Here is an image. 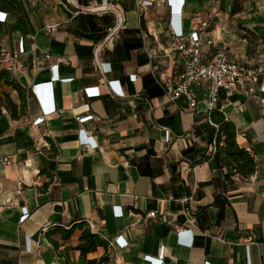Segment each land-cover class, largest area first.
Instances as JSON below:
<instances>
[{
	"label": "crops",
	"instance_id": "crops-1",
	"mask_svg": "<svg viewBox=\"0 0 264 264\" xmlns=\"http://www.w3.org/2000/svg\"><path fill=\"white\" fill-rule=\"evenodd\" d=\"M9 1L19 13L0 9L7 14L0 23V53L16 50L22 40L26 54L21 69L9 71L0 61V72L25 89V108L20 114L17 92L1 83L0 160L10 164L0 168V264H99L103 257L105 264H150L145 256L163 264H264V95L228 98L224 116L235 125L237 144L256 162L250 177H228L213 159L216 127L205 107L191 111L165 96L181 72L165 6L140 9L138 0H109L123 17L110 43L105 36L96 42L85 37L91 33L87 15L105 35L116 22L114 13L84 10L90 5L93 12L96 0L87 6L78 0ZM209 16L210 36L231 61L264 69V0H184L180 26L189 32ZM125 31H138L142 47L126 50ZM139 58L146 63L139 65ZM98 63H106L109 73ZM146 75L162 95H145ZM108 81H119L127 97L110 94ZM40 87L38 95L54 113L36 125L42 113L34 89ZM5 94L18 108L15 118L4 106ZM85 114L93 119L80 124ZM81 128L97 140V150L79 146ZM189 148L194 150L184 155ZM22 207L27 217L20 222ZM115 208L121 217L113 215ZM149 212L156 218H145ZM80 221L108 247L82 256L75 250L81 230L65 241L52 237L56 249L44 235ZM179 229L188 230L180 241ZM117 237L124 247L109 244Z\"/></svg>",
	"mask_w": 264,
	"mask_h": 264
},
{
	"label": "built area",
	"instance_id": "built-area-1",
	"mask_svg": "<svg viewBox=\"0 0 264 264\" xmlns=\"http://www.w3.org/2000/svg\"><path fill=\"white\" fill-rule=\"evenodd\" d=\"M68 1V0H67ZM220 1L221 0H217ZM165 6L169 12L168 29L170 34V48L175 56L181 72L178 76V81L174 85L166 87L165 96L168 101L175 102L182 100L184 107L191 111H196L200 105L204 106L209 114L212 110H219L224 115V110L230 104L228 98L232 95H241L244 98H250L257 93L264 95V69L262 66L249 67L239 65L229 59L228 51L225 47L218 44L211 36L209 28L213 16H209L207 20L201 22L197 28L189 32H184L180 26V15L184 6V0H138L137 6L140 9H146L153 6ZM101 10L95 11L97 15H103L107 12L116 15V22L114 25L106 29L104 42H112L114 37L118 34L122 27L123 17L118 14V9L109 0H101ZM90 11V10H89ZM7 14L0 11V23H4ZM47 31L55 32V27H48ZM101 47L97 44L94 48V55H96ZM26 50L23 46L22 40L19 41L18 48L12 51L3 50L0 53V61L8 63V70L14 71L22 68V58L25 56ZM151 57V55H149ZM98 67L102 73H109L110 67H106V63H98ZM53 72V79H58L56 74V65L51 67ZM136 75H130V82H134ZM61 81H69L62 79ZM206 84V87L202 85ZM107 88L109 93L117 98H126L127 96L121 90L119 81H108ZM258 84V88H255ZM37 87V86H35ZM37 93L39 104L41 107L42 116L38 117L34 124L43 122L44 116L54 113V108L50 106L48 100H43L38 95L40 88L34 89ZM202 92V96L199 93ZM259 103L264 105V98H259ZM85 113H89L86 108ZM93 119L92 114H85L78 119L80 124H84ZM210 124H212L210 122ZM213 125V124H212ZM215 126V125H214ZM170 141L169 132L165 131V142ZM77 142L80 147L89 150H97L99 144L97 140L85 129L81 128L77 132ZM246 151L249 152V149ZM10 164L8 158L0 160V168ZM114 216L121 217L122 211L115 208ZM27 217V209L21 208L20 222ZM145 218L155 219L156 212H149ZM46 229L44 228L43 231ZM187 233L186 229L176 230L175 234L178 240ZM180 241V240H179ZM117 246L124 247L126 242H123L120 237L114 238ZM190 240L187 245H191ZM145 259L150 264H163V260L154 259L145 256ZM207 264V263H206Z\"/></svg>",
	"mask_w": 264,
	"mask_h": 264
},
{
	"label": "trees",
	"instance_id": "trees-1",
	"mask_svg": "<svg viewBox=\"0 0 264 264\" xmlns=\"http://www.w3.org/2000/svg\"><path fill=\"white\" fill-rule=\"evenodd\" d=\"M90 1L93 0H78V3L87 6ZM96 1L98 3L101 2V0ZM0 9L10 11L14 15H18L19 13L17 7L9 0H0ZM94 20H96L95 16L87 15V21L91 33L85 35V37L96 42L102 39L105 34L103 33L101 27L96 25ZM101 20L103 24H110L111 22V20L106 17H102ZM124 33L129 36L123 40V46L126 50L139 49L142 47L141 40L136 37L138 31H125ZM145 63V59L139 58V65H143ZM1 83L17 92L20 100L19 112L22 114L25 108V89L21 87L18 82L12 79L9 72L6 70H2L0 72V84ZM143 89L148 98L163 94V89L156 84L155 80L150 75L143 77ZM3 102L12 118H15L18 108L11 102L7 94L4 95ZM208 119L216 127L214 128L215 152L213 154L216 167L218 169H225L228 177L235 175L241 178L250 177L256 170V162L248 151L241 148L237 144L235 125L231 121H228L217 109L212 110L208 114ZM193 150L194 148H189L183 154L186 155ZM41 173H43V171H41ZM77 229L81 230V234L75 250H77L80 255L85 256L95 251L98 247H103L105 249L108 247V242L102 239L98 234L92 233L88 224L84 221L74 223L69 226V228L54 226L50 230H47L44 235L56 249L58 244L57 241L52 239V237L59 235L61 240L65 241L68 240ZM106 262L107 258L103 257L100 259L99 264H105Z\"/></svg>",
	"mask_w": 264,
	"mask_h": 264
},
{
	"label": "rangeland",
	"instance_id": "rangeland-1",
	"mask_svg": "<svg viewBox=\"0 0 264 264\" xmlns=\"http://www.w3.org/2000/svg\"><path fill=\"white\" fill-rule=\"evenodd\" d=\"M100 3H101V2H100ZM100 3H99V5H100ZM99 5H98V6H99ZM90 8H91V6L88 5L87 7L84 8V10H85L87 13H89V14H95V13H92L91 11H89Z\"/></svg>",
	"mask_w": 264,
	"mask_h": 264
},
{
	"label": "bare ground",
	"instance_id": "bare-ground-1",
	"mask_svg": "<svg viewBox=\"0 0 264 264\" xmlns=\"http://www.w3.org/2000/svg\"><path fill=\"white\" fill-rule=\"evenodd\" d=\"M101 9H102V7H101V6H98V7H95V9L92 10V11L95 12V11H99V10H101Z\"/></svg>",
	"mask_w": 264,
	"mask_h": 264
}]
</instances>
